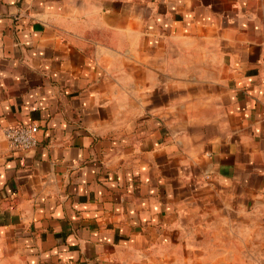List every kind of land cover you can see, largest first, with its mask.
<instances>
[{"label": "crops", "instance_id": "crops-1", "mask_svg": "<svg viewBox=\"0 0 264 264\" xmlns=\"http://www.w3.org/2000/svg\"><path fill=\"white\" fill-rule=\"evenodd\" d=\"M0 264H264V0H0Z\"/></svg>", "mask_w": 264, "mask_h": 264}, {"label": "built area", "instance_id": "built-area-1", "mask_svg": "<svg viewBox=\"0 0 264 264\" xmlns=\"http://www.w3.org/2000/svg\"><path fill=\"white\" fill-rule=\"evenodd\" d=\"M37 125H14L8 126L4 129V136L6 137L10 149L13 151H30L38 144Z\"/></svg>", "mask_w": 264, "mask_h": 264}]
</instances>
